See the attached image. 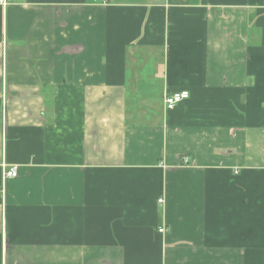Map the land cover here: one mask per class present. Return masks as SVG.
<instances>
[{"label": "crops", "instance_id": "obj_1", "mask_svg": "<svg viewBox=\"0 0 264 264\" xmlns=\"http://www.w3.org/2000/svg\"><path fill=\"white\" fill-rule=\"evenodd\" d=\"M0 189V264H264V0L0 3Z\"/></svg>", "mask_w": 264, "mask_h": 264}, {"label": "built area", "instance_id": "obj_2", "mask_svg": "<svg viewBox=\"0 0 264 264\" xmlns=\"http://www.w3.org/2000/svg\"><path fill=\"white\" fill-rule=\"evenodd\" d=\"M8 1L10 0H0V3L5 5ZM101 2H107V0H98ZM189 96L188 91L186 90H181V91H177V92H173L171 94H167L164 98V102H165V106L168 109H172L175 105H177L178 103H180L182 100L186 99ZM5 177H15L17 176V168L12 167L10 169H8L5 173H4ZM1 191V189H0ZM162 199H159V201H161ZM163 228H159L158 231L159 232H163Z\"/></svg>", "mask_w": 264, "mask_h": 264}]
</instances>
